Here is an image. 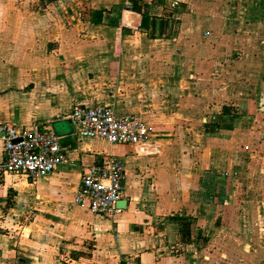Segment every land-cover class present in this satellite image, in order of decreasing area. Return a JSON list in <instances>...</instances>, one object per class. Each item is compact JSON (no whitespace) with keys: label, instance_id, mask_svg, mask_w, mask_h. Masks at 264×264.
<instances>
[{"label":"crops","instance_id":"1","mask_svg":"<svg viewBox=\"0 0 264 264\" xmlns=\"http://www.w3.org/2000/svg\"><path fill=\"white\" fill-rule=\"evenodd\" d=\"M135 5L0 0V124H45L68 150L48 177L0 173V264H264V0ZM77 105L138 116L148 145L74 136ZM110 156L114 222L74 202Z\"/></svg>","mask_w":264,"mask_h":264},{"label":"built area","instance_id":"2","mask_svg":"<svg viewBox=\"0 0 264 264\" xmlns=\"http://www.w3.org/2000/svg\"><path fill=\"white\" fill-rule=\"evenodd\" d=\"M141 1L124 0V9L131 11ZM64 120H71L74 136L101 139L112 146L145 147L153 134V129L138 116L120 117L109 105H77ZM0 141L4 147L0 173L5 175L24 176L36 181L52 175L68 162L63 138L42 123L29 128L0 124ZM125 182L123 161L110 156L85 168L74 202L87 212L114 222L121 213L118 203L124 199Z\"/></svg>","mask_w":264,"mask_h":264},{"label":"rangeland","instance_id":"3","mask_svg":"<svg viewBox=\"0 0 264 264\" xmlns=\"http://www.w3.org/2000/svg\"><path fill=\"white\" fill-rule=\"evenodd\" d=\"M64 121H66V120H64ZM3 162V161H2ZM1 162V163H2ZM1 174H3V173H1ZM3 175H5V174H3ZM5 177V176H4ZM20 177H23V176H20ZM13 198H14V196H13ZM21 206L22 205H20V204H17V205H14L13 206V208L12 209H19V208H21ZM13 218H14V220H12V219H10V218H8V221H7V224H5V227H8V228H10V229H12L11 231H14L13 233H11L10 232V230L8 229V228H3L2 230H1V234L2 235H11V236H16V237H18L19 235V227H21V221H19V220H17L16 218H17V216L16 217H14V216H12ZM17 230V231H16Z\"/></svg>","mask_w":264,"mask_h":264},{"label":"water","instance_id":"4","mask_svg":"<svg viewBox=\"0 0 264 264\" xmlns=\"http://www.w3.org/2000/svg\"><path fill=\"white\" fill-rule=\"evenodd\" d=\"M66 121L71 123V120H66ZM124 206H125L124 201H121V202L118 203V207H119V208L122 209Z\"/></svg>","mask_w":264,"mask_h":264},{"label":"trees","instance_id":"5","mask_svg":"<svg viewBox=\"0 0 264 264\" xmlns=\"http://www.w3.org/2000/svg\"><path fill=\"white\" fill-rule=\"evenodd\" d=\"M136 5H134L133 7H132V9H136V7H135Z\"/></svg>","mask_w":264,"mask_h":264},{"label":"bare ground","instance_id":"6","mask_svg":"<svg viewBox=\"0 0 264 264\" xmlns=\"http://www.w3.org/2000/svg\"><path fill=\"white\" fill-rule=\"evenodd\" d=\"M124 23H125V25H126V24H128V21H125Z\"/></svg>","mask_w":264,"mask_h":264}]
</instances>
